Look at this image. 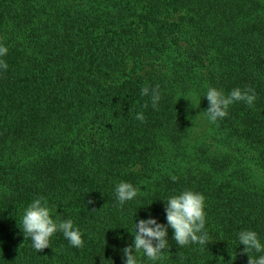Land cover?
Segmentation results:
<instances>
[{
    "label": "trees",
    "instance_id": "1",
    "mask_svg": "<svg viewBox=\"0 0 264 264\" xmlns=\"http://www.w3.org/2000/svg\"><path fill=\"white\" fill-rule=\"evenodd\" d=\"M0 45V264H124L135 223L167 225L165 203L185 190L205 197L211 242L179 246L168 228L167 252L134 251L138 264L264 255L238 240L251 230L264 245V0H0ZM157 85L153 108L141 89ZM208 87L256 100L211 123ZM121 181L138 190L123 205ZM37 197L83 247L59 231L39 252L24 239Z\"/></svg>",
    "mask_w": 264,
    "mask_h": 264
},
{
    "label": "clouds",
    "instance_id": "2",
    "mask_svg": "<svg viewBox=\"0 0 264 264\" xmlns=\"http://www.w3.org/2000/svg\"><path fill=\"white\" fill-rule=\"evenodd\" d=\"M8 52L7 47L0 45V57ZM0 69H7V63L0 59ZM142 96H149L153 108H156L160 100L159 85L150 89L145 86L141 89ZM205 98L208 101V108L202 112L211 123H216L218 119H223L228 115V108L234 102L242 101L249 107L254 105L256 100L255 91L251 88H234L227 95L222 90L208 87ZM147 103L144 107H147ZM137 120L143 122V113H137ZM173 181L177 178L172 177ZM137 188L131 183L121 181L115 187V195L120 205L132 200L137 196ZM205 197L197 192L185 190L179 195H172L165 203V214L167 225L158 223L155 219L140 220L135 223V235L133 244L122 249L124 264H138L135 252L143 251L144 255L151 261L162 258L167 252L168 228L173 230V240L179 246H186L189 243L201 246L209 244L208 233L205 230ZM88 204L94 201L88 200ZM92 212H96L95 209ZM22 227L24 239L30 238L32 247L37 251L49 248L50 237L57 231L61 232L64 238L72 247H83L84 241L80 230L74 227L71 219L59 218L54 221L51 218L50 209L46 200L35 198L24 210L22 216ZM239 244L244 245L241 254L255 250L257 253L264 252V245L261 244L256 232L251 230H241L238 233ZM162 250H165L162 252ZM2 251V250H0ZM247 264H264V255L259 258H252L249 255ZM101 264H113L111 259L101 260Z\"/></svg>",
    "mask_w": 264,
    "mask_h": 264
}]
</instances>
